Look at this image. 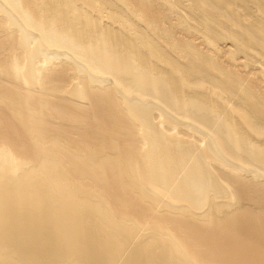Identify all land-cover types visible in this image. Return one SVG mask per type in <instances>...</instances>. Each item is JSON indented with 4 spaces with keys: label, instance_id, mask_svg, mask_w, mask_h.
<instances>
[{
    "label": "bare ground",
    "instance_id": "obj_1",
    "mask_svg": "<svg viewBox=\"0 0 264 264\" xmlns=\"http://www.w3.org/2000/svg\"><path fill=\"white\" fill-rule=\"evenodd\" d=\"M0 264H264V0H0Z\"/></svg>",
    "mask_w": 264,
    "mask_h": 264
}]
</instances>
